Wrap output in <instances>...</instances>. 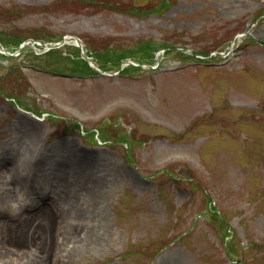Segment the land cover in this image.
<instances>
[{"label": "rangeland", "instance_id": "374dc122", "mask_svg": "<svg viewBox=\"0 0 264 264\" xmlns=\"http://www.w3.org/2000/svg\"><path fill=\"white\" fill-rule=\"evenodd\" d=\"M95 2L0 0V264H264V0Z\"/></svg>", "mask_w": 264, "mask_h": 264}, {"label": "trees", "instance_id": "16d2710c", "mask_svg": "<svg viewBox=\"0 0 264 264\" xmlns=\"http://www.w3.org/2000/svg\"><path fill=\"white\" fill-rule=\"evenodd\" d=\"M74 1H77V2H81V4H83L84 6H88L89 3H92V0H74ZM94 3L96 5H98L95 0H93ZM110 0H105V2H99V5H101L103 7V9L107 8L106 6H113V2H110ZM158 8H163L165 7L163 4L162 6H157ZM128 14H133V16H138V15H141L142 12H139V10H136L135 8H131L129 9V12H127ZM15 39V38H14ZM12 39V41L14 40ZM8 41V40H6ZM23 41V40H22ZM21 41V42H22ZM20 43V40L18 42L15 43V45H18ZM91 46H89V50L91 52H93L95 55L98 54V59L100 60H109V62H112L114 63L115 65V68L117 67V65H119V63H121L122 60L126 59V58H134V59H141L142 61H146V62H151L153 60V54L155 51H157L159 48H156L153 44H150V43H146V44H140L137 47V49L135 51H132V52H126L123 53L125 54V56H119L118 52H115V51H112V50H109L108 48L105 49L104 51H100L98 49H96V46L93 45V42H91ZM59 55V52H51L47 55V57L49 56H52V55ZM79 57V54L76 53ZM179 57H183V55L180 54H177ZM97 59V58H95ZM82 61V60H80ZM84 63V65L82 64L83 68L80 70V71H84L85 72H90L89 69L87 70L86 68H84L86 65V63L84 61H82ZM81 62V63H82ZM52 64V63H50ZM49 63L47 65H50ZM54 65V63H53ZM76 65V64H75ZM81 65V64H80ZM52 66V65H51ZM75 67V66H74ZM132 71H135L134 68H130V69H126L123 74H128ZM79 78H84V77H79ZM228 256H232L235 254L234 250L232 249V247L228 248Z\"/></svg>", "mask_w": 264, "mask_h": 264}, {"label": "bare ground", "instance_id": "6f19581e", "mask_svg": "<svg viewBox=\"0 0 264 264\" xmlns=\"http://www.w3.org/2000/svg\"><path fill=\"white\" fill-rule=\"evenodd\" d=\"M85 165L86 163H84V162H82V165ZM78 167H81L80 166V164L78 163ZM43 211V210H42ZM42 224H43V227L44 226H47L48 225V223H49V220H50V214H49V212L46 210H44V212H42Z\"/></svg>", "mask_w": 264, "mask_h": 264}]
</instances>
